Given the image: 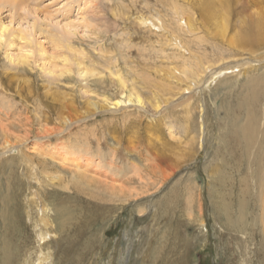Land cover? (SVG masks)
Instances as JSON below:
<instances>
[{"label": "rangeland", "instance_id": "1", "mask_svg": "<svg viewBox=\"0 0 264 264\" xmlns=\"http://www.w3.org/2000/svg\"><path fill=\"white\" fill-rule=\"evenodd\" d=\"M202 1H0V154L5 141L15 145L0 156V257L3 239L13 240L10 250L26 239L19 263L29 252L36 263L46 208L54 241L41 252H51L53 264H264V178L233 139L227 110L263 73L264 41L236 53L226 44L264 0H229L225 39L214 34ZM176 11L191 16L192 30ZM139 14L157 16L160 29L141 25ZM59 31L68 47L59 46ZM27 49L29 62H21ZM220 54L230 56L231 73L173 94L197 58ZM76 62L103 79L82 80ZM109 71L143 85L147 100L159 86L172 88L164 92L170 100L157 111L127 105L79 120L87 99L120 97ZM64 115L78 121L58 128ZM6 195L15 230L4 227Z\"/></svg>", "mask_w": 264, "mask_h": 264}, {"label": "bare ground", "instance_id": "2", "mask_svg": "<svg viewBox=\"0 0 264 264\" xmlns=\"http://www.w3.org/2000/svg\"><path fill=\"white\" fill-rule=\"evenodd\" d=\"M216 3L219 4V6H221V7L215 8L214 6ZM222 7H224V9H225L224 11H222V9H223ZM200 8H201L202 12L203 11L205 12V14L207 11L208 13L206 15H209L210 16L209 19L213 20L212 25L214 27L213 28L214 34L225 39V35H226V32L228 30V25H229V16L228 15L230 12V1L229 0H209V2H207V1L205 2L203 0L201 2ZM174 13H175V16L179 17V19H178L179 22L183 21L182 24L185 25L188 30H192L193 23H192L191 16L183 19V14H182L183 12L182 11L181 12L176 11ZM144 15L145 14H141L138 17V22L141 25H143L144 27H146V26L147 27H149V26L150 27H159V29H160L161 20H159L157 16L154 17L152 15L151 17H149L151 19H149L147 16H144ZM155 15H156V13H155ZM185 16H187V15H185ZM245 16H246V18L244 17L238 21V22H240L239 31H236L231 36V38L229 40H227L229 38L228 36L226 39L227 40L226 44L228 45V47L231 50H234L233 53H236L238 51L236 49H239L242 45H250L251 47H257L258 45H260V43H263V41H264V8H262L261 10H253L252 9L250 14L245 15ZM237 18L239 19L240 17L237 16ZM153 20H159V22H158L159 26L156 25ZM5 29L6 28L3 27L2 30L0 31V38L3 36V31ZM60 33H63V35L62 34L58 35V41L60 43L59 46L61 47L62 45H65L66 47H68V35L66 34V31H62ZM140 48H141V46H140ZM243 50H245V49H243ZM30 51H31V49H27L25 51V53L23 54V56L21 57V59H19V60L21 62H25V63L29 62L28 58H30V55H31ZM233 53H231V54H233ZM148 55H150V54H148ZM157 56H158V54H157ZM50 57L56 58V56H50ZM229 58H230V56L228 57V56H225L222 54L216 56L215 58H213V60L208 59V60L202 61L201 58H197L196 59V65H195L197 69H194V68L189 69L190 66H188L189 67L188 70L183 71L184 75H185V79H188V77H189V80H188L187 84H185V87L183 89L180 88L177 91L174 90L175 92L173 91L174 92L173 94L178 95L181 92L190 90L191 87L198 85L199 82L201 83V88H202L203 86H208L212 83L214 84V82L221 81L222 77H224L226 74L232 72V70H229L230 69L229 66L233 63L229 61V60H231ZM260 58H262V56ZM260 58L256 59V60H250V61L251 62L260 61ZM16 59L18 60V57ZM263 60L264 59L262 58V62L264 63ZM233 61H234V59H233ZM63 62L66 65L67 63H71V59L68 57H65L63 59ZM75 64L77 66L76 73H77L78 77H80L82 80H86L90 77L96 78V80L94 79L95 81H99L100 79H103V76H102L103 74L101 75L100 71H96L92 67H89L88 65H83L81 62H76ZM191 65H192V63H191ZM238 65H234V67L237 68ZM70 66L67 69H65L67 74H71V72H72V70L70 69ZM117 71H118V69H117ZM117 71H114L113 73L111 71H109L108 75L114 77L115 81L118 84V87L122 90L120 97H115L114 99H111L112 97L108 98L105 96H100L99 100L87 99L85 109L84 110L82 109L81 111H79L77 113L78 116H76V117H79L78 118L79 120H84V119L86 120L98 112H102V111H106V110L108 111V109L110 111L111 110L110 108L116 109V108H119L121 106H123V107L124 106H126V107L132 106V107H137L139 109H143V106L146 103H148L149 106H151V108H153L154 111H157L163 104H166L170 100V98L165 97L164 92L169 93V91L170 92L172 91L171 90L172 88H168L167 90H165L164 85H162L161 87L159 86V91H153V92L151 91L153 93V95H151V98L149 100H147V99L143 98L142 93L139 89L140 86L144 87L143 85L136 84L134 86L133 84L136 81H132L131 85L128 86L126 84V80H124L122 75ZM157 71H159V70H157ZM251 80L252 79H250L249 81L246 82L245 87H247V88L243 89L241 91L239 96H237V100L234 104L232 103L231 105L227 106V110H229L231 112V116H230L231 117V121H230L231 124L230 125L234 129L232 131L233 139L235 140L236 143H238V146L241 145L242 150L244 151V153L248 157H253L250 162H253V163H255V165L259 166L257 168V172L260 173V171H261L262 172L261 176L264 178V130H262L264 128V71H263V73L255 76L253 78L252 82H251ZM144 83L146 84V80L144 81ZM213 84H212V86H213ZM215 84L217 85V83H215ZM197 87L194 89H197ZM161 89H162L163 93H160ZM194 89L192 90V92L195 91ZM156 90H158V89H156ZM155 93H160V94L156 95ZM190 97L192 98L193 96H190ZM191 98H188V99H191ZM185 101H189V100H185ZM198 106H199V108H201L200 105H198ZM190 107H192V106H190ZM191 109H193V107ZM189 111L186 112V116H185L186 118L188 117ZM198 111L200 112L201 109H198ZM72 119L73 118L71 116L64 115L59 120V127L58 128L61 127L64 129V127L66 126V129H67L68 127H71V125L74 122L78 121V119L71 121ZM261 125H263V128ZM50 131H48V133ZM151 140H152V138H151ZM14 147H15L14 144L13 145H12V143L10 144L8 140L5 141L1 147L4 151L0 154V156L1 155L3 156L5 153L10 152V150L12 151L14 149ZM260 159H262V163H260ZM260 182L264 183V180L260 181ZM4 197H5V199L4 198L3 199L6 202V204L8 205V208L5 207L7 210V218H6L7 222L5 223L4 227L5 228L12 227L15 230L16 224L13 221L14 215H12L13 212L11 213L12 209L9 210L10 209L9 204H10V200H11L10 195H6ZM240 205L244 206L245 203L242 202V203H240ZM47 211L48 210L46 208L45 209L41 208V216L38 219V221H40L41 223H39V226H40V228H39L40 230L38 232L39 242H38L36 247H37V250H39V252L41 253V256L37 257L35 259L36 263H34L33 259H31V257H30L32 252H29V255L26 257L27 258L26 260L19 263V261L21 260V257L27 253L26 252L27 250L25 249V246L27 245L26 239L22 240V242H21L25 246H21V243H20L18 249L14 248L13 250H10L11 247H13V243H12L13 240L6 241V239L5 240L3 239L2 240L3 245L1 246L2 247V255L0 257V264H18V263L19 264H53V262L51 261L52 255H50L51 252L48 253L49 255L47 254V252L46 253L41 252L42 251L41 247L43 245L47 244V246H48V244H51L49 242L54 241V239H52L51 234L47 230V228H48L47 226L50 224L49 215H48ZM4 212H5V210H4ZM15 220L17 221L16 216H15ZM200 224H202V223H200ZM41 240H43L42 243L40 242ZM18 241H19V239H18ZM142 256H144V255L142 254ZM55 262L58 264L60 263L59 259H58V261L56 260ZM142 262L143 261H141L140 264H142ZM56 263H54V264H56Z\"/></svg>", "mask_w": 264, "mask_h": 264}]
</instances>
